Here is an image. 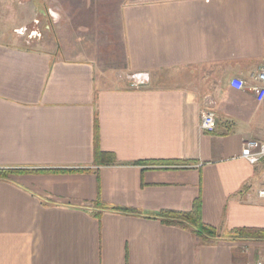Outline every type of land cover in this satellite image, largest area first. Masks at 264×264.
Masks as SVG:
<instances>
[{"label": "crops", "instance_id": "0c3cea01", "mask_svg": "<svg viewBox=\"0 0 264 264\" xmlns=\"http://www.w3.org/2000/svg\"><path fill=\"white\" fill-rule=\"evenodd\" d=\"M0 1L29 5L18 21L0 11V264H264V239L227 237L264 228V159L242 156L264 139L249 89L264 0H59L69 31L111 27L92 53L31 31L36 0ZM121 70L151 78L132 88ZM206 107L214 131L201 129ZM197 200L226 237L160 217Z\"/></svg>", "mask_w": 264, "mask_h": 264}, {"label": "rangeland", "instance_id": "374dc122", "mask_svg": "<svg viewBox=\"0 0 264 264\" xmlns=\"http://www.w3.org/2000/svg\"><path fill=\"white\" fill-rule=\"evenodd\" d=\"M36 1H37L36 11H34V6L31 5L32 2L30 4V6H31V11L32 10L34 11V12L32 11V13L36 14L34 16V18L37 19L36 20L37 23L32 22L29 25V27H31L30 30L32 31L33 27H35L39 32H41V34H43L44 38L55 42L54 48L57 52L62 51L60 49V45L62 42L61 41V39H62L61 35L62 34L65 36V38H67V39L69 38L70 41L73 42L74 44H76V41L78 38L81 41H83L84 39L89 40V48L90 49H88V52H90V53H92V51H93L92 47H91L92 46V40L95 41L96 38H98V36L102 35V36H104V38H102V41H105L108 38V36L111 34L109 32L112 29H111V27H107V26L104 28V29H106V31L102 32L103 34L99 33L96 30L94 32H88V33L80 32L79 33V32L73 31V29L71 28V31H69L68 28L66 27V22H65L67 20V16L64 14V10H63V6H62L61 1H59V0H48L46 2L44 0H36ZM129 1H138V0H125L124 3L129 2ZM117 3H119V1H117ZM117 6H118V4H117ZM117 6H116V9H117ZM27 8H29V5H23L19 1H6V2L0 1V11L3 13L2 15L7 20L12 19L14 21H18V20L22 19L24 17L23 14H25L24 12ZM113 19L114 18H112V17L111 18L107 17L106 18V20H107L106 25L109 23L110 20H113ZM104 20H105V18L102 19L101 21L104 22ZM62 25H64V26H62ZM62 29H64V33H62ZM112 45H114V43H112ZM111 50L115 51L116 49H111ZM109 51H110V49H109ZM103 52H104V50H103ZM103 58L105 61H107L105 63V67L107 65H109L114 60L112 57L109 58V56H107V54H105L102 57V60H103ZM114 62H115V60H114ZM116 73L118 75V78L120 79V82H123V83L129 82V79L127 77L128 73L122 72V70L119 72L117 71ZM168 74L172 77L174 76L170 72H168Z\"/></svg>", "mask_w": 264, "mask_h": 264}, {"label": "built area", "instance_id": "2783aa9c", "mask_svg": "<svg viewBox=\"0 0 264 264\" xmlns=\"http://www.w3.org/2000/svg\"><path fill=\"white\" fill-rule=\"evenodd\" d=\"M19 33H22L23 30H17ZM129 79V84L132 88H143L150 81V73L148 72H139V73H130L127 75ZM254 79L257 81L256 84L250 85L249 89L252 90L257 100L262 104L264 108V66L254 73ZM232 86L237 89H244L247 84L245 81L234 78L232 80ZM217 126V118L215 112L206 107L201 110V129L204 131H214ZM242 156L246 158L250 163L256 164L260 160L264 159V139H247L243 142L242 147ZM261 194L264 195V190L261 191Z\"/></svg>", "mask_w": 264, "mask_h": 264}, {"label": "trees", "instance_id": "16d2710c", "mask_svg": "<svg viewBox=\"0 0 264 264\" xmlns=\"http://www.w3.org/2000/svg\"><path fill=\"white\" fill-rule=\"evenodd\" d=\"M98 153L99 151L96 149V155ZM17 171L19 170H16V172ZM8 172V170H0V176L4 177L8 174ZM112 210L116 211L117 209L113 208ZM160 217L168 223L181 225L184 228L191 230L197 236L205 239L226 237V235L221 234L215 227L206 224L202 220L201 204L199 200L196 201L191 211H165L160 215ZM227 237L230 239H264V228H237L232 230Z\"/></svg>", "mask_w": 264, "mask_h": 264}]
</instances>
